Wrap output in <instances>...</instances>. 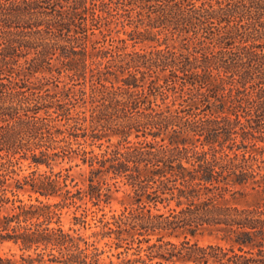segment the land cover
<instances>
[{
	"label": "trees",
	"instance_id": "16d2710c",
	"mask_svg": "<svg viewBox=\"0 0 264 264\" xmlns=\"http://www.w3.org/2000/svg\"><path fill=\"white\" fill-rule=\"evenodd\" d=\"M87 82L88 100L74 89ZM76 95L87 116L71 117ZM78 130L119 139L97 154L72 147ZM59 153L90 167L86 189L14 177L20 160ZM97 174L131 202L105 212ZM247 191L260 200L237 202ZM85 197L101 213L78 205L65 224L62 209ZM8 242L21 254L0 264H264V0H0Z\"/></svg>",
	"mask_w": 264,
	"mask_h": 264
},
{
	"label": "rangeland",
	"instance_id": "374dc122",
	"mask_svg": "<svg viewBox=\"0 0 264 264\" xmlns=\"http://www.w3.org/2000/svg\"><path fill=\"white\" fill-rule=\"evenodd\" d=\"M96 33V36L91 35V37L94 39L96 37H100V34H98V30L94 31ZM112 37L115 38V29L112 32ZM120 36H123V34H120ZM81 84H77L74 89L75 90H80L84 87L85 93H86V98L88 100L89 97V87H88V82L85 86H82ZM80 94V92H77ZM75 99H71V117H80L86 113V116L89 114L88 108H89V103L82 101L79 98L78 95L75 96ZM80 100V101H79ZM70 105V106H71ZM86 105V107H85ZM82 111H85L84 113ZM76 119V118H75ZM73 121L70 120L69 123H72ZM82 121H78L80 123ZM63 120L61 119L59 124L63 125ZM85 123L83 122L82 127ZM78 125V124H77ZM66 127V126H65ZM81 127V128H82ZM68 129V128H67ZM78 132V142H72V147L73 148H84L86 150H92L94 153L100 154L103 153L105 150L109 151L111 148L114 147L115 143L118 141V137L111 136L110 139H101L99 140H94L92 141L91 138L89 137H83L80 136L82 132L80 130ZM66 135V134H65ZM62 144V143H61ZM101 145V146H100ZM107 146L109 148H107ZM16 170L15 173L17 172V175L15 174V178H20L23 179L27 175H37V173H45L47 176L50 175V173L55 175L54 179L57 180V182L60 183V185H67L69 189L72 190L73 193L76 192L77 189L84 190L88 187L89 184V179L91 176L90 173V167L87 164H83L81 159L79 157L73 158L72 160H69L67 157H62V154L59 153L57 157H54L52 161H50L48 164H41L39 166H35L33 163L30 162V159L28 160H20V164H16ZM109 175L106 178L107 184L100 183L102 182V179L99 178L100 175L97 174L95 176V184L97 188L100 189L101 191V196L100 199L101 201L99 202L101 208L104 209L105 212H109L110 210H119L122 207V204H129L131 202V197L128 194V190L124 185L121 183L115 184V179L110 177ZM53 179V178H52ZM62 185V186H63ZM18 197L20 199H23L27 203H31L34 201L35 194L31 192H26L24 191L23 193L17 192ZM13 193L8 192L7 195L11 198H14ZM78 196V195H77ZM239 197V198H238ZM236 198V201L241 203V204H253L256 203L260 200V195L255 192V191H247L244 193L242 196H238ZM42 199L46 200L45 198L41 197ZM82 198V196H81ZM76 198L74 199L76 201V204L74 206L70 207H64L61 212L62 220L65 222V224L68 223L70 217H71V212L75 209L76 206L79 205V208L77 209V213H81L82 209L84 207L89 208L90 210L97 211L98 206H93L92 201L88 199V197H85L83 200ZM61 199L62 202H67L63 198V196H57L52 199L51 201H60ZM97 198H94L93 200H96ZM15 200V199H14ZM105 201V202H104ZM16 204V203H15ZM98 215L101 213L100 211H97ZM197 239L201 243H207L210 241H213V238L208 235L204 236H198ZM3 253H8L13 256L14 259L18 258V255L21 254L20 249L18 246L14 245L11 242L4 243L3 245H0V256L3 255Z\"/></svg>",
	"mask_w": 264,
	"mask_h": 264
}]
</instances>
